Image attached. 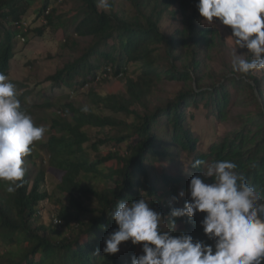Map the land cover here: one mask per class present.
<instances>
[{"label":"trees","instance_id":"1","mask_svg":"<svg viewBox=\"0 0 264 264\" xmlns=\"http://www.w3.org/2000/svg\"><path fill=\"white\" fill-rule=\"evenodd\" d=\"M59 3L67 6L64 14ZM197 3L126 0L124 6L108 0V13L100 0H0V73L9 76L17 41H29V32L61 34L62 49L70 55L47 78L60 96L31 103L35 92L40 99L46 94L42 86L13 83L27 115L57 110L33 123L48 126L40 144L59 183L54 195L42 190L47 171L37 165L33 145L23 158V186L8 193L0 181V247L8 252L1 264H131L143 254L142 244L127 241L115 255L103 252L106 237L118 228L112 214L120 202L142 198L162 213L161 230L170 231L171 207L184 206L191 178L205 170L192 167L196 160H229L264 194V71L215 74L211 64L226 42L215 20L203 22ZM30 9L46 22L32 31L23 26ZM168 15L181 22L171 35L162 30ZM112 78L124 80L125 93L95 91ZM169 83L183 87L173 99L153 104L152 97ZM87 89L89 104L78 105L74 100ZM201 107L221 124H236L206 152L199 151L200 139L188 121L189 110ZM183 154L192 157L186 170L179 166ZM46 200L57 208L49 224L41 216ZM204 216L176 218L172 235L189 234L214 246L204 234Z\"/></svg>","mask_w":264,"mask_h":264},{"label":"clouds","instance_id":"2","mask_svg":"<svg viewBox=\"0 0 264 264\" xmlns=\"http://www.w3.org/2000/svg\"><path fill=\"white\" fill-rule=\"evenodd\" d=\"M100 3L108 8V0ZM196 7L204 23L218 20L231 28L236 50H247L234 52L233 71L247 75L264 70V0H198ZM8 77L0 73V181L7 183L8 193H14L23 186V158L43 138L46 128L35 126L21 110L18 87ZM201 166L205 170L190 180L189 200L182 208L171 207L170 231L161 230L162 213L144 199L122 201L112 214L118 228L106 237L103 252L115 255L123 242L131 241L142 244L143 252L131 264H264V194L248 184L229 160H196L192 165ZM206 178L213 182L206 183ZM197 213L205 214L203 231L214 246L194 241L189 234L172 235L176 218L191 219Z\"/></svg>","mask_w":264,"mask_h":264},{"label":"rangeland","instance_id":"3","mask_svg":"<svg viewBox=\"0 0 264 264\" xmlns=\"http://www.w3.org/2000/svg\"><path fill=\"white\" fill-rule=\"evenodd\" d=\"M115 2L127 6L126 0H115ZM58 7L60 10V14H64L67 6L64 3H59ZM101 9L107 11L108 13L110 12L109 5L107 9H105L101 5ZM23 19V26L28 30L30 29V31L39 28L41 27V24L46 23L45 20L38 18L36 14H34V9H30ZM215 22L216 26L219 28L222 36L225 39L227 48L220 54H216L214 56L211 68L218 76H223L225 74L232 76V74L235 72L232 69L233 54L236 51L237 54H242V49L236 50V45L230 39L231 28L223 26L219 23L218 20H215ZM180 27V20L169 15L166 17L162 24L163 32L168 35H171L175 29ZM16 30L20 31L19 28H17ZM60 37L61 34H55L47 29V32L43 36H39L34 32H29V36L27 38V40L29 39V41L25 43L20 39L19 41H17V44L15 46V56L10 62L11 66L9 70L8 80L12 83L26 85L31 88L35 85L36 87L42 86L40 88L46 91V94L42 96V99H40L41 97L37 96V92H35L29 98L31 103L37 104L40 101L42 102L45 99V101H47V99L50 97L60 96V93L62 94V92L59 91H52L50 89L51 82L50 80H47V78L54 75L57 69L61 68L64 65V62L70 57L69 53H66L62 49ZM182 87L183 85L179 83L165 84L160 88L161 90H159L156 95L152 97L151 101L153 104H158L160 101L173 99L174 96L182 89ZM94 89L97 93L102 95L125 93V82L121 79L112 78L109 81L99 83V85H95ZM88 91L89 89L78 93L74 101L78 105H88ZM55 111L57 110H35L30 117L33 122H38V120L44 122L45 120H48L51 114ZM189 111V114H191V116L194 115V118H191V116H189L188 118L189 123H191V126H189V128L200 139V144L198 146L200 152H206V150L211 145H213V143L218 141L221 137L225 136L230 130L236 127V124H233L231 126L224 123L221 124L218 120L209 115L210 110H207L206 108L201 107L200 109H192ZM236 111L239 112L240 109H236ZM127 121L131 123L133 120L128 119ZM41 124V126H44L46 128V132L40 141H45L47 139L48 126L43 125L44 123ZM89 132L93 135L97 134L94 130H90ZM40 141H37L33 144V154L35 156L37 165L40 166L43 164L47 171V180L43 185L42 190L44 192H47L49 195H54L56 187L59 183V176L57 172H55V170L49 166V156L40 144ZM191 159L192 157L187 158V156L183 154L180 158L181 162L179 164L181 169L186 170L187 168H190ZM171 167H176V161H174V163H171ZM41 207V216L43 222L48 224L51 223L52 217L57 213V208L53 204V201L46 200L42 202ZM7 253V248L3 247L1 244L0 264L1 259L5 257Z\"/></svg>","mask_w":264,"mask_h":264}]
</instances>
